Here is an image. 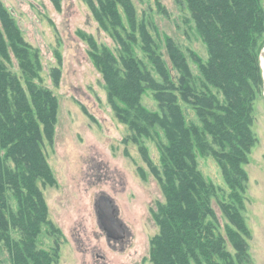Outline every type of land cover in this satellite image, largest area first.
<instances>
[{
  "label": "trees",
  "instance_id": "1",
  "mask_svg": "<svg viewBox=\"0 0 264 264\" xmlns=\"http://www.w3.org/2000/svg\"><path fill=\"white\" fill-rule=\"evenodd\" d=\"M263 1L177 0L206 45L207 58L184 50L166 33L155 37L134 0L91 3L117 46H99L89 37L117 118L134 132L148 161L143 140L158 139L160 162L150 165L165 201L155 212L160 230L151 240L152 264L250 262V231L242 214L244 166L258 142L253 124L254 101L264 83ZM158 6L168 15L159 1ZM13 56L20 73L10 68ZM41 71L37 50L0 0V264L5 251L9 264L59 262L61 244L40 247L45 229L57 233L42 189L55 182L42 143L45 135L52 139L58 113L56 95L36 81ZM148 93L158 110L143 104ZM183 104L193 108L195 120L188 119ZM208 157L220 164L228 197L221 199L200 170L199 159ZM214 200L227 220L224 230Z\"/></svg>",
  "mask_w": 264,
  "mask_h": 264
},
{
  "label": "rangeland",
  "instance_id": "2",
  "mask_svg": "<svg viewBox=\"0 0 264 264\" xmlns=\"http://www.w3.org/2000/svg\"><path fill=\"white\" fill-rule=\"evenodd\" d=\"M2 1L25 40L40 56L42 71L36 81L51 89L58 100L52 139L44 134L42 143L55 178L54 184L42 189L57 233L45 229L40 247L51 250L56 242L61 244L58 264H152L151 240L160 230L155 212L158 204L165 201L161 183L150 165L160 162L158 139L143 140L148 146V161L132 139L134 132L120 122L109 101L103 75L91 55L93 45L89 37L99 46H117L110 32L96 19L91 6L94 0ZM158 1L168 15L159 9ZM134 2L155 37L156 33L161 38L166 33L184 50L193 49L207 58L206 45L187 23L189 13L177 0ZM161 51L171 66L164 45ZM139 55L147 62L140 50ZM17 64L13 56L10 68L20 73ZM143 104L158 110L151 93L143 97ZM183 107L188 119L195 120L193 108L185 104ZM253 132L258 142L244 166L248 182L242 214L250 231L248 264H264V83L254 101ZM199 163L203 174L218 187V196L228 197L231 190L218 161L208 157L200 158ZM101 194L115 201L121 219L130 229V243L124 251L110 247L99 228L95 202ZM214 208L224 230L227 220L217 200ZM231 250L235 253L232 247ZM1 256L3 264H9L7 252Z\"/></svg>",
  "mask_w": 264,
  "mask_h": 264
},
{
  "label": "water",
  "instance_id": "3",
  "mask_svg": "<svg viewBox=\"0 0 264 264\" xmlns=\"http://www.w3.org/2000/svg\"><path fill=\"white\" fill-rule=\"evenodd\" d=\"M262 68L264 70V53L262 52ZM96 215L100 227L109 239L117 240L125 234L123 222L118 218V209L114 200L101 194L95 202Z\"/></svg>",
  "mask_w": 264,
  "mask_h": 264
},
{
  "label": "flooded vegetation",
  "instance_id": "4",
  "mask_svg": "<svg viewBox=\"0 0 264 264\" xmlns=\"http://www.w3.org/2000/svg\"><path fill=\"white\" fill-rule=\"evenodd\" d=\"M115 203V201H114ZM116 204V203H115ZM117 209H118V218L123 222L124 224V228H125V234L120 237L119 239L117 240H113V239H109L107 236H106V233L103 231V229L100 227V224H99V221H98V225H99V228L101 229V231L104 233L105 237H106V241L108 243V245L110 247H112L114 250H117L118 248L121 250V251H124L125 248H126V245H129L128 243H130V236H131V232H130V229L129 227L127 226V224L121 219L120 217V209L118 208V206L116 205ZM120 246V247H119ZM100 258H102L103 256L102 255H99Z\"/></svg>",
  "mask_w": 264,
  "mask_h": 264
}]
</instances>
